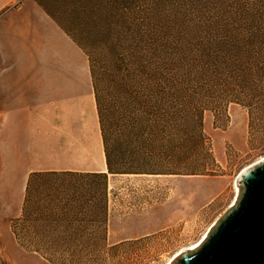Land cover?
I'll return each mask as SVG.
<instances>
[{
  "label": "rangeland",
  "instance_id": "rangeland-1",
  "mask_svg": "<svg viewBox=\"0 0 264 264\" xmlns=\"http://www.w3.org/2000/svg\"><path fill=\"white\" fill-rule=\"evenodd\" d=\"M69 10L70 18L61 20L63 28L91 52L110 37L120 39L126 18L132 22L165 18L175 11L169 3L158 6L152 0H70ZM139 23L132 25V35L141 29ZM46 79L60 80V93L51 100L46 94V168L69 167V160L89 167L91 159L93 168L101 169L98 118L85 54L78 52L70 67L62 62ZM245 80L248 96L264 99V79ZM83 129L92 136L85 144L78 135ZM202 130L213 162L206 161L201 174L108 175L104 224L87 215L75 216L76 208L94 202L86 191L71 186L72 181L79 184L77 177L35 182L23 209L1 219L0 264H173L235 203L238 174L264 158V107L250 114L242 105L230 103L205 111ZM19 182L14 174V197Z\"/></svg>",
  "mask_w": 264,
  "mask_h": 264
},
{
  "label": "trees",
  "instance_id": "trees-1",
  "mask_svg": "<svg viewBox=\"0 0 264 264\" xmlns=\"http://www.w3.org/2000/svg\"><path fill=\"white\" fill-rule=\"evenodd\" d=\"M152 1L169 3L174 15L126 18L121 38L98 51L75 40L88 62L106 173H32L26 195L45 178L77 177L71 186L94 202L75 216L104 224L108 175L201 174L213 162L203 113L230 103L250 114L264 107L263 98L248 96L245 80L264 79V0Z\"/></svg>",
  "mask_w": 264,
  "mask_h": 264
},
{
  "label": "crops",
  "instance_id": "crops-1",
  "mask_svg": "<svg viewBox=\"0 0 264 264\" xmlns=\"http://www.w3.org/2000/svg\"><path fill=\"white\" fill-rule=\"evenodd\" d=\"M69 5L70 0H0V223L23 209L32 173L106 171L99 124L101 169L93 168L91 159L89 167L76 166V160H69V167L45 166L46 94L51 100L60 93V80L46 75L53 77L62 62L70 67L78 52L83 53L61 24L63 18H70ZM50 100L48 106L53 108ZM80 132L84 144L91 140L90 130ZM14 174L20 180L16 197Z\"/></svg>",
  "mask_w": 264,
  "mask_h": 264
},
{
  "label": "water",
  "instance_id": "water-1",
  "mask_svg": "<svg viewBox=\"0 0 264 264\" xmlns=\"http://www.w3.org/2000/svg\"><path fill=\"white\" fill-rule=\"evenodd\" d=\"M235 203L202 243L173 264H264V158L237 176Z\"/></svg>",
  "mask_w": 264,
  "mask_h": 264
},
{
  "label": "bare ground",
  "instance_id": "bare-ground-1",
  "mask_svg": "<svg viewBox=\"0 0 264 264\" xmlns=\"http://www.w3.org/2000/svg\"><path fill=\"white\" fill-rule=\"evenodd\" d=\"M205 239V237L200 241V242H198L197 244H195L194 246H192V247H190V248H187L186 250H192V249H195L196 247H198L201 243H202V241Z\"/></svg>",
  "mask_w": 264,
  "mask_h": 264
}]
</instances>
